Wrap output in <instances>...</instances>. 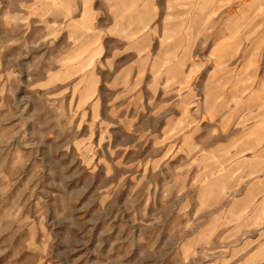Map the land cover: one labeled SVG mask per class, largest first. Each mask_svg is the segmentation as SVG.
<instances>
[{
    "label": "rangeland",
    "instance_id": "1",
    "mask_svg": "<svg viewBox=\"0 0 264 264\" xmlns=\"http://www.w3.org/2000/svg\"><path fill=\"white\" fill-rule=\"evenodd\" d=\"M254 84L264 0H0V264H264Z\"/></svg>",
    "mask_w": 264,
    "mask_h": 264
},
{
    "label": "crops",
    "instance_id": "2",
    "mask_svg": "<svg viewBox=\"0 0 264 264\" xmlns=\"http://www.w3.org/2000/svg\"><path fill=\"white\" fill-rule=\"evenodd\" d=\"M249 7L247 6V8ZM250 88L245 91L248 96L244 95L242 97L238 96L242 93L240 90H243V88H235L232 94L238 95L236 102L230 104V108H223L224 103H221L218 111L222 110L221 117L225 116L227 110L239 111L238 118L243 117L244 120H250L249 122H251L243 129L244 135L240 133L237 134V137H232L230 134L233 130L230 126L232 123L226 126L229 127V135H227L229 141L243 140L239 150L242 154L240 158L244 159L241 162L247 163V167L242 170V173L247 177V181L241 185L242 193L239 196L242 201L247 200L252 207H255L256 205L264 206V95H261L264 93V84H254ZM227 119H229L228 116ZM222 123L226 124L225 121ZM224 125H222V128H226ZM225 133L226 131L223 129V137H226ZM256 208L251 209V215H255V213L264 214V207L261 209Z\"/></svg>",
    "mask_w": 264,
    "mask_h": 264
}]
</instances>
